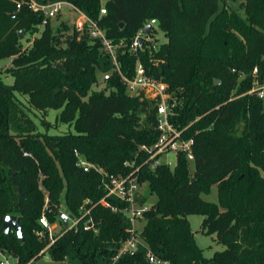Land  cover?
Instances as JSON below:
<instances>
[{
	"label": "trees",
	"instance_id": "1",
	"mask_svg": "<svg viewBox=\"0 0 264 264\" xmlns=\"http://www.w3.org/2000/svg\"><path fill=\"white\" fill-rule=\"evenodd\" d=\"M62 1L95 20L114 44L124 43L117 50L123 75L131 77L139 60L148 75L168 85L177 98L173 122L188 127L194 160L189 164L179 154L173 169L159 165L150 170L139 147L159 137L154 103L130 97L117 74L103 91H92L97 73L110 68L98 40L73 28L66 34L67 25L52 32L50 20L33 12L28 0H0V59L14 57L7 71L13 84H4L0 73V251L18 264H36L46 252L53 262L72 254L79 264L114 259L120 242L129 237L127 220L97 205L105 195L102 175L77 167V151L107 175L127 174L126 161L141 167L139 182L156 201L144 214L139 236L157 260L264 264V102L254 92L247 94L253 84L264 85V0H239L242 15L219 9L220 0ZM153 20L166 42L144 41L131 53L137 31ZM40 26L41 35L23 48L18 33L33 35ZM46 109L59 110L56 121L73 132L42 140L30 113ZM42 126L47 129L45 122ZM212 186L217 203L201 198ZM62 197L70 216L90 200L99 232L61 231L44 251L49 241L38 220L44 213L49 223L56 222ZM189 215L203 217L201 231L216 234L222 251L203 257ZM6 216L18 218L22 243L14 232L1 230ZM115 264L149 263L140 248Z\"/></svg>",
	"mask_w": 264,
	"mask_h": 264
},
{
	"label": "built area",
	"instance_id": "2",
	"mask_svg": "<svg viewBox=\"0 0 264 264\" xmlns=\"http://www.w3.org/2000/svg\"><path fill=\"white\" fill-rule=\"evenodd\" d=\"M28 1L30 9L33 12L42 14L45 20H50L61 13L63 6L68 7V11L75 14L72 22L73 30L82 35L87 34L92 40H98L101 45V52L109 60L110 68L102 73V81L105 83L113 74H117L130 97H137L141 100L144 99L154 103L156 108L155 125L159 137L152 145L139 147V152L147 157L145 163L150 170H154L159 165H165L170 168V162L166 159H162L163 156H167L168 154H174L176 161L179 154L183 155L189 164L193 163V139L186 138L185 136L188 127L181 128L173 122L176 116L175 108L177 106V98H175L173 92L169 91L166 83L148 75L139 60L135 63L134 72L131 77L123 75L117 60V50L123 48L124 43L120 42L119 44H114L112 40L106 38L104 31L99 28L95 20L90 19L81 10L70 3L58 1L55 3L49 2L40 4L35 0ZM16 8L19 9L20 5L17 4ZM104 14L105 9L102 8L100 10V15ZM150 23L151 21L137 31L129 46V51L131 53H136L141 47L142 44H140V39H143V42H152V33L150 35L144 34V27ZM255 73L256 70L253 71V74ZM253 92L257 98L264 102V85L255 84L250 93ZM74 156L77 159L76 166L82 168L84 172L92 168L102 175V186L105 195L97 205L107 208L113 213L122 214L127 220L128 226L126 232L129 234V237L120 242L117 255L110 264H115L124 254L133 255L137 253L140 248L145 252V257L149 264H164L150 253L145 244H140L141 238L136 232V229L132 226L136 221L143 220L144 214L152 207V205L149 206L147 204L148 199H146L145 202H141V199L145 196L142 192V188L145 184L139 182L141 167L137 165V162L135 160L124 162V167L129 170L127 174L107 175L103 169L88 163L85 156L79 152L74 151ZM94 206L95 205H93L90 200L86 199L78 209L77 215H67L68 230H73L75 232L83 230L85 232L98 234V223L93 219L90 213ZM38 222L42 228V232L47 233L49 244L44 249V251H46L54 244L60 234H54L53 231L56 226H52V224L49 223L44 213L41 214ZM60 225L61 230L64 231L61 222ZM38 235L42 236V233ZM9 257L10 256H3L0 260V264H18L17 260L14 258V263L10 262ZM27 264L32 263L30 262Z\"/></svg>",
	"mask_w": 264,
	"mask_h": 264
},
{
	"label": "rangeland",
	"instance_id": "3",
	"mask_svg": "<svg viewBox=\"0 0 264 264\" xmlns=\"http://www.w3.org/2000/svg\"><path fill=\"white\" fill-rule=\"evenodd\" d=\"M58 1H62V0H51L50 2L55 3ZM103 3L104 1H102V4ZM239 5H240L239 0L237 1L220 0L219 9H222L223 7H228L236 11L238 14L242 15L243 11L240 9ZM74 17H75V14H72V12L68 11V7L63 6L62 12L56 15L54 18L50 19L52 32L56 33L58 28L63 27L64 25H67L71 29L66 34H70L72 27H73L72 22H73ZM42 30H43V26H40L38 33H35L33 35H29V34L24 35L23 39L21 40L23 48L29 47L33 39L38 38L41 35ZM151 36H152L151 37L152 42L155 46H159L160 44L166 42L164 33L159 27H153V34ZM13 58L14 57L0 59V73H1L2 81L6 85H12L14 82V78L7 73V71L13 67V63H12ZM102 75H103L102 73H97V82L95 85L92 86L91 88L92 91L99 92L105 89V83L102 81ZM243 77L244 75L240 76L239 80L242 79ZM252 90H253V87L249 92H247V94H250ZM15 95L23 104H26L25 97L19 95L18 93H15ZM58 114H59V110H48V109H46L45 112H35L34 114L30 113L32 120L37 126V133L40 134L39 136L42 140L45 136H48V135H62L69 131L73 132L72 127H69L68 125L60 124L59 122L56 121V117ZM42 122H45V124H47V129L44 126H42ZM162 159L168 160V162H170V168L173 169L175 165V161H176L174 154H168L167 156H163ZM190 169H192V166H190ZM142 192L147 196V199H148L147 204L149 206L153 205L156 201V197L155 195H149L147 185H145L142 188ZM201 198L207 202L217 203L218 196H217L216 186H212L210 188L209 193L207 194L202 193ZM59 212L68 215L66 208H65V201L63 197L61 199V205L59 207ZM187 219L190 223V228L194 236V241L197 247L203 251L204 258L210 259L213 257L215 252H220L224 249L221 245L215 242L214 235H208L201 231V222L203 220L202 216L189 215ZM58 220L52 224V226H56L55 230L53 231L55 235L60 234L62 231L60 228L61 226L60 221ZM144 225H145V221L140 220V221H136L132 226L133 228L136 229V232L139 234L141 230L143 229ZM140 244L144 245V242L141 239H140ZM3 256L8 257V254L6 253L3 254L0 252V260ZM9 261L14 263L12 257H9ZM36 264H79V262L74 257V254H72V256L68 258L67 260H65L64 262H53L49 258L48 253L46 252L41 257V259L38 262H36Z\"/></svg>",
	"mask_w": 264,
	"mask_h": 264
},
{
	"label": "water",
	"instance_id": "4",
	"mask_svg": "<svg viewBox=\"0 0 264 264\" xmlns=\"http://www.w3.org/2000/svg\"><path fill=\"white\" fill-rule=\"evenodd\" d=\"M122 26V25H121ZM160 24L157 20L151 21L150 24L146 25L144 27V34L145 35H150L152 33L153 27H159ZM19 39L22 40L24 37V31L21 30L18 33ZM140 44L143 43V39H140ZM57 68L61 69V66L58 64L56 66ZM215 83H218L215 81ZM19 196L22 198V193L20 191ZM58 219L60 220L63 230L67 231L68 230V217L64 213H60L58 215ZM1 230L5 233L8 234L10 231L14 232L17 236V239L19 242H23V237H22V232H21V226L19 225L18 218L16 216H6L2 222ZM216 239V234H214V240Z\"/></svg>",
	"mask_w": 264,
	"mask_h": 264
}]
</instances>
